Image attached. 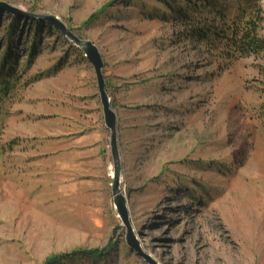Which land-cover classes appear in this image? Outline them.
<instances>
[{"label": "rangeland", "instance_id": "374dc122", "mask_svg": "<svg viewBox=\"0 0 264 264\" xmlns=\"http://www.w3.org/2000/svg\"><path fill=\"white\" fill-rule=\"evenodd\" d=\"M0 1L37 14L0 7V264H264V51L233 43L264 0ZM39 15L102 55L129 225L95 69Z\"/></svg>", "mask_w": 264, "mask_h": 264}, {"label": "water", "instance_id": "95a60500", "mask_svg": "<svg viewBox=\"0 0 264 264\" xmlns=\"http://www.w3.org/2000/svg\"><path fill=\"white\" fill-rule=\"evenodd\" d=\"M0 7L2 9H5L9 12H13L15 14H18L20 16H35L37 14L34 13H27L24 10H22L19 7H16L10 3L0 1ZM40 16V15H39ZM48 21H50L56 28L61 30L64 34L69 35L74 42L77 44V46L81 47L85 51V56L89 60V62L93 65L95 69V73L97 76V82H98V88H99V93L101 97V103L103 106V113H104V120H105V125L107 128L111 131V152H112V157H113V162H114V169H115V175H114V182H113V188L112 192L114 195V203L116 205V208L123 220V222L126 225H129L128 221V211L126 207V200L125 197L121 194L120 189H119V184H120V171H121V162H120V156H119V151H118V133H117V115L115 111L113 110L111 103H110V98L108 96V93L106 91V80L103 74V58L102 55L98 49V47L91 41H83L77 36H74L71 32H69L66 29V26L57 18L56 16H40ZM128 243L136 247L138 250V245L135 243L134 238L132 234H129V237H127Z\"/></svg>", "mask_w": 264, "mask_h": 264}, {"label": "trees", "instance_id": "16d2710c", "mask_svg": "<svg viewBox=\"0 0 264 264\" xmlns=\"http://www.w3.org/2000/svg\"><path fill=\"white\" fill-rule=\"evenodd\" d=\"M256 14H254L253 18H249L247 22H245V27H241L236 29L234 32V41L233 43L237 46V49L247 52H254L258 53L264 51V37H260L257 34V21H262V13L260 8L257 10ZM16 75L15 68L11 72ZM9 75V77L13 75ZM14 77V76H13ZM4 84L9 83V80L6 81V78L3 79ZM107 249L99 250V249H92V250H76L70 253H64L59 256L62 259H69V257L74 256L76 254H80L85 257L96 258L97 254L104 252Z\"/></svg>", "mask_w": 264, "mask_h": 264}, {"label": "bare ground", "instance_id": "6f19581e", "mask_svg": "<svg viewBox=\"0 0 264 264\" xmlns=\"http://www.w3.org/2000/svg\"><path fill=\"white\" fill-rule=\"evenodd\" d=\"M245 199V198H244ZM249 204V203H248ZM240 211V210H239ZM252 212H253V209H250V210H248V212H247V214H249V216L247 215V217H252ZM254 218L252 217V219L251 220H253ZM246 221V220H245ZM259 222V221H258ZM252 223H253V221H252ZM252 223L250 224L251 226H252ZM253 229V228H252ZM250 230V229H249ZM254 231V230H253ZM259 233V232H258ZM257 234V233H256ZM260 234V233H259ZM257 236H258V234H257ZM258 242H260V241H258ZM261 246V245H260Z\"/></svg>", "mask_w": 264, "mask_h": 264}]
</instances>
